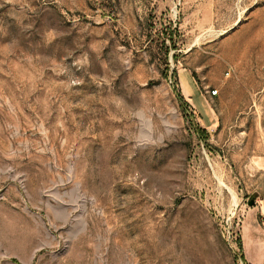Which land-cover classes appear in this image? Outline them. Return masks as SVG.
Here are the masks:
<instances>
[{
  "label": "rangeland",
  "instance_id": "obj_1",
  "mask_svg": "<svg viewBox=\"0 0 264 264\" xmlns=\"http://www.w3.org/2000/svg\"><path fill=\"white\" fill-rule=\"evenodd\" d=\"M0 264H264V0H0Z\"/></svg>",
  "mask_w": 264,
  "mask_h": 264
},
{
  "label": "water",
  "instance_id": "obj_2",
  "mask_svg": "<svg viewBox=\"0 0 264 264\" xmlns=\"http://www.w3.org/2000/svg\"><path fill=\"white\" fill-rule=\"evenodd\" d=\"M248 204H249V205H253V204H254V201L251 200V201L248 202Z\"/></svg>",
  "mask_w": 264,
  "mask_h": 264
},
{
  "label": "trees",
  "instance_id": "obj_3",
  "mask_svg": "<svg viewBox=\"0 0 264 264\" xmlns=\"http://www.w3.org/2000/svg\"><path fill=\"white\" fill-rule=\"evenodd\" d=\"M208 124H209V122H208Z\"/></svg>",
  "mask_w": 264,
  "mask_h": 264
}]
</instances>
